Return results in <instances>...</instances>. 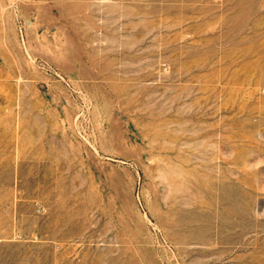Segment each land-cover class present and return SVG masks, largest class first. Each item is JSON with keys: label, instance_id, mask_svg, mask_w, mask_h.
Returning a JSON list of instances; mask_svg holds the SVG:
<instances>
[{"label": "rangeland", "instance_id": "1", "mask_svg": "<svg viewBox=\"0 0 264 264\" xmlns=\"http://www.w3.org/2000/svg\"><path fill=\"white\" fill-rule=\"evenodd\" d=\"M0 264H264V0H0Z\"/></svg>", "mask_w": 264, "mask_h": 264}]
</instances>
